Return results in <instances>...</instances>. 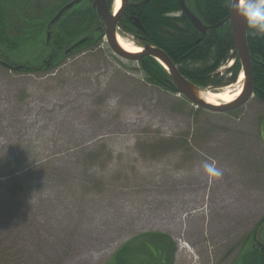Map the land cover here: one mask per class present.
Wrapping results in <instances>:
<instances>
[{
	"label": "rangeland",
	"instance_id": "374dc122",
	"mask_svg": "<svg viewBox=\"0 0 264 264\" xmlns=\"http://www.w3.org/2000/svg\"><path fill=\"white\" fill-rule=\"evenodd\" d=\"M46 1L0 0L1 57L20 63L0 59V264H112L149 233L171 264H239L264 214V105L198 108L105 38L44 68L65 0Z\"/></svg>",
	"mask_w": 264,
	"mask_h": 264
},
{
	"label": "trees",
	"instance_id": "16d2710c",
	"mask_svg": "<svg viewBox=\"0 0 264 264\" xmlns=\"http://www.w3.org/2000/svg\"><path fill=\"white\" fill-rule=\"evenodd\" d=\"M231 1L191 0L196 13L208 25H216L230 15ZM0 7H3L1 3ZM133 17L140 20L143 29L134 25L131 19ZM3 18L0 15V40L7 41L10 37ZM59 25L52 36L53 47L58 45L57 56L53 61H47L44 68L55 66L61 56L62 58L67 56L62 51L66 47L72 48L69 54H73L84 47L93 45L95 41H98L97 38L100 41L104 39V31L97 29L99 21L90 5H87L86 9L84 4L78 5L63 18ZM119 25L136 38L139 34L145 35L153 45L163 49L171 57L185 77L202 88H221L237 82L241 63L235 48L232 28L225 25L211 31L208 36L202 34L182 12L178 0H130ZM83 38H86L85 41L76 45ZM248 43L254 61L255 97L256 100L264 102V32H258L248 25ZM7 46L10 50L17 48L14 44ZM1 55L6 54L0 52V59L7 64L19 63L7 56L2 58ZM231 59L235 60L234 64L224 72H220L219 69ZM138 63L147 83L178 92L170 83L166 70L155 58L146 56ZM147 237V241L138 243L137 248L133 243L120 248L112 264H135L134 254L138 255L142 250L148 252L150 248L163 252L160 258L161 263L155 262L158 257L149 252L152 261L144 260L142 264H171L175 254V243L172 239L164 233H149ZM248 255L247 261L244 259L240 264H264V248H255Z\"/></svg>",
	"mask_w": 264,
	"mask_h": 264
},
{
	"label": "water",
	"instance_id": "95a60500",
	"mask_svg": "<svg viewBox=\"0 0 264 264\" xmlns=\"http://www.w3.org/2000/svg\"><path fill=\"white\" fill-rule=\"evenodd\" d=\"M83 0H72L64 5L50 20L46 27L47 44L52 45V28L57 27L56 25L75 7H77ZM117 0H114L116 4ZM121 7L118 10H110L107 0H95L93 7L96 10V15L104 27L105 38L108 46L119 58L127 61L138 62L141 58L150 56L155 58L166 70L170 77V82L174 85L175 89L180 95H182L192 105L208 110L211 112H232L241 109L247 105L252 97L254 96V61L253 56L249 48L248 43V24L242 18L241 15L236 13L233 8L234 0L231 2V13L230 15L216 25L206 24L202 18L196 13L195 8L192 6L191 0H179L182 12L188 17L190 23L204 35H209L213 30H217L222 26L229 25L232 28L233 39L235 48L243 69V91L235 100L230 102L214 103L210 97L208 89H204L197 84L193 83L190 79L185 77L178 66L174 63L171 57L161 48L153 45L146 37H142L143 46L139 52H131L127 50L119 41L118 26L120 20L126 10V7L130 4V0H121ZM241 5H245L248 0H240ZM238 3V0H237ZM235 7V5H234ZM133 23L140 29H143V25L140 20L135 18ZM83 38L77 44L85 41ZM71 50L66 51L68 53Z\"/></svg>",
	"mask_w": 264,
	"mask_h": 264
},
{
	"label": "flooded vegetation",
	"instance_id": "af4514ba",
	"mask_svg": "<svg viewBox=\"0 0 264 264\" xmlns=\"http://www.w3.org/2000/svg\"><path fill=\"white\" fill-rule=\"evenodd\" d=\"M55 0H48V1H46V2H54ZM69 1V0H68ZM67 1V2H68ZM71 1V0H70ZM94 1L95 0H83L80 4H84V9H86V7H87V5H90V6H92V8L94 9V12H95V14H96V10H95V8L93 7V4H94ZM67 2H65V4H67ZM107 3H108V5H109V7H110V10H112L113 9V7H112V5L114 4V0H107ZM65 4H63V5H65ZM79 4V5H80ZM129 6V5H128ZM127 6V7H128ZM127 7H126V9H127ZM125 13V12H124ZM124 17V14H123V16H122V18ZM121 18V19H122ZM132 20L134 19V17L133 18H131ZM131 20V21H132ZM121 21V20H120ZM60 26V25H59ZM58 26V27H59ZM57 27V28H58ZM101 28V29H100ZM97 29L99 30V31H101V30H104V27L102 26V24L100 23V21H99V26L97 27ZM120 30L121 31H123L124 33H129V34H131L130 32H127V31H125L124 29H122L121 27H120ZM132 35V34H131ZM135 39H137L139 42H141V39H142V37H145V35H138V38H136L134 35H132ZM52 43H53V41H52ZM58 47V45H55V49L54 48H52V50H51V53H50V55H49V57H48V60L49 61H53L55 58H56V56H57V48ZM244 77V75L242 76V74H241V78H240V81L241 80H243L242 78ZM171 83V82H170ZM172 84V83H171ZM173 85V84H172ZM254 93H255V91H254ZM262 103V105H264V102H261ZM263 118V117H262ZM263 121H264V119H263ZM262 126V125H261ZM261 129V128H260ZM261 132L263 133L262 135H263V138H264V126L262 127V130H261ZM254 241H255V244L253 243V248L251 249V252H253V250H255V248H264V214L260 217V219H259V221H258V223H257V225H256V227H255V235H254ZM149 251H151L152 253H154V254H160V256L163 254V252L162 251H157L156 249H154V248H150L149 249ZM251 252L249 253V254H251ZM247 257H248V253H245V255L243 256V258H242V260H241V262L240 263H242L243 262V260L244 259H246V261H247ZM159 262V261H158ZM160 263H161V261H160ZM239 263V264H240Z\"/></svg>",
	"mask_w": 264,
	"mask_h": 264
},
{
	"label": "clouds",
	"instance_id": "9594fccd",
	"mask_svg": "<svg viewBox=\"0 0 264 264\" xmlns=\"http://www.w3.org/2000/svg\"><path fill=\"white\" fill-rule=\"evenodd\" d=\"M233 8L236 13L242 16L249 27L258 32H264V0H248L243 6L240 0H238V3L237 0H234ZM213 174L220 175L218 171Z\"/></svg>",
	"mask_w": 264,
	"mask_h": 264
},
{
	"label": "bare ground",
	"instance_id": "6f19581e",
	"mask_svg": "<svg viewBox=\"0 0 264 264\" xmlns=\"http://www.w3.org/2000/svg\"><path fill=\"white\" fill-rule=\"evenodd\" d=\"M179 1V0H178ZM121 0H117L116 4H115V11L118 10L121 7ZM204 21V20H203ZM188 27V26H187ZM223 27V26H222ZM231 27V26H230ZM195 32V31H194ZM119 41L121 42V44L129 51L131 52H139L142 50L141 47H138L136 45H134V43L129 42L128 40H123L121 37H119ZM220 73V72H219ZM244 75V73L242 72V76ZM241 78V77H240ZM244 79V77L242 78ZM242 82V80H241ZM240 82V83H241ZM242 84V83H241ZM241 85H231L230 87L225 88L221 93H212V92H208L209 93V97L210 99L214 102V103H221V102H230L235 100L239 93H241Z\"/></svg>",
	"mask_w": 264,
	"mask_h": 264
}]
</instances>
